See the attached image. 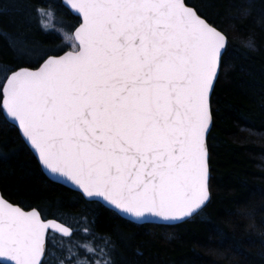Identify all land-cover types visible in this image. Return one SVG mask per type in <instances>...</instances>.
Instances as JSON below:
<instances>
[{
	"label": "snow or ice",
	"instance_id": "6c2138e0",
	"mask_svg": "<svg viewBox=\"0 0 264 264\" xmlns=\"http://www.w3.org/2000/svg\"><path fill=\"white\" fill-rule=\"evenodd\" d=\"M63 3L78 20L71 50L7 68L0 118L85 200L134 220L192 216L210 199L211 93L228 36L187 0ZM61 215L0 195V264H113L110 240L96 245L87 223ZM77 230L89 238L74 240Z\"/></svg>",
	"mask_w": 264,
	"mask_h": 264
},
{
	"label": "trees",
	"instance_id": "16d2710c",
	"mask_svg": "<svg viewBox=\"0 0 264 264\" xmlns=\"http://www.w3.org/2000/svg\"><path fill=\"white\" fill-rule=\"evenodd\" d=\"M187 3L228 36L211 96L210 199L202 209L177 224L124 218L47 177L2 118L0 192L48 218L61 213L74 229L87 223L96 245L103 246L99 237L110 240L113 264H264V0ZM77 24L63 0H0V79L9 67H35L41 54L67 47L61 32ZM88 238L79 230L73 237Z\"/></svg>",
	"mask_w": 264,
	"mask_h": 264
},
{
	"label": "water",
	"instance_id": "95a60500",
	"mask_svg": "<svg viewBox=\"0 0 264 264\" xmlns=\"http://www.w3.org/2000/svg\"><path fill=\"white\" fill-rule=\"evenodd\" d=\"M191 6V5H190ZM29 68H32V67H29ZM33 70L35 69V68H32ZM217 81V80H216ZM216 83V82H215ZM215 86V85H214ZM214 90V89H213ZM212 93H213V91H212ZM212 93H211V96H212ZM212 112V111H211ZM212 124H213V116H212V121H211V126H210V130H211V128H212ZM210 130H209V132H210ZM209 132L207 133V141H208V135H209ZM24 140V139H23ZM25 141V140H24ZM25 143H26V141H25ZM27 144V143H26ZM28 145V144H27ZM28 147L30 148V146L28 145ZM207 147H208V143H207ZM30 150L33 152V150L30 148ZM33 154H34V152H33ZM35 155V154H34ZM208 155H209V149H208ZM210 156V155H209ZM35 157L37 158V160H38V157L35 155ZM39 162V161H38ZM40 164V163H39ZM40 167H41V169H42V171L46 174V176L47 177H49L51 180H53V181H56V182H58V183H61V184H63V185H65V186H67V187H69V188H71V189H73V186L72 185H70V184H64L63 182H61V181H57V180H55L52 176H51V174L50 173H48V171L46 170V169H44L43 167H42V165L40 164ZM210 178H211V169H210V165H209V181H210ZM209 181H208V184H209ZM209 193H210V190H209ZM0 195H2V193L0 192ZM3 196V195H2ZM4 197V196H3ZM5 198V197H4ZM6 199V198H5ZM100 202H102L103 203V201H100ZM208 202V201H207ZM206 202V203H207ZM12 203V202H11ZM13 204H15V203H13ZM18 205V204H17ZM103 205H105L104 203H103ZM20 206V205H19ZM106 206V205H105ZM106 207H108V206H106ZM109 208V207H108ZM37 209V208H36ZM26 210H28V209H26ZM38 210V209H37ZM120 215V214H119ZM120 216H122V215H120ZM122 217H124V218H127V219H129V220H134V219H132V218H129V217H125V216H122ZM187 218H189V217H186V218H184V219H182V220H180V221H176V222H170V223H166V222H163V221H161V220H159V219H156V218H149V219H147V220H135V221H138V222H142V223H144V222H149V223H156V224H177V223H180V222H182L183 220H185V219H187ZM49 219H52V218H49Z\"/></svg>",
	"mask_w": 264,
	"mask_h": 264
},
{
	"label": "flooded vegetation",
	"instance_id": "af4514ba",
	"mask_svg": "<svg viewBox=\"0 0 264 264\" xmlns=\"http://www.w3.org/2000/svg\"><path fill=\"white\" fill-rule=\"evenodd\" d=\"M76 26H78V24L76 25ZM62 38H63V40L66 42V40H65V38L62 36ZM67 43V47H64L63 48V51L62 52H60L59 54H63L64 52H67V51H70L71 50V47L69 46L70 45V43L67 41L66 42ZM46 58V57H45ZM43 62V60H41L40 61V63H42ZM38 66V65H37ZM37 66H35V67H37ZM35 67H32V68H35ZM100 202V201H99ZM101 204H103L102 202H100ZM105 206V205H104Z\"/></svg>",
	"mask_w": 264,
	"mask_h": 264
},
{
	"label": "rangeland",
	"instance_id": "374dc122",
	"mask_svg": "<svg viewBox=\"0 0 264 264\" xmlns=\"http://www.w3.org/2000/svg\"><path fill=\"white\" fill-rule=\"evenodd\" d=\"M62 33V35H63V37L65 38V34H66V32L65 31H62L61 32ZM69 43H71V37H68V40H67Z\"/></svg>",
	"mask_w": 264,
	"mask_h": 264
}]
</instances>
